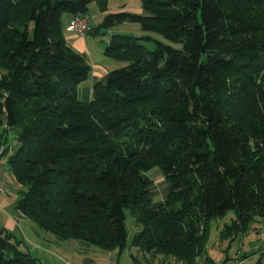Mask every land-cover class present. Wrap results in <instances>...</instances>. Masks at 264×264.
I'll return each mask as SVG.
<instances>
[{"label":"trees","instance_id":"1","mask_svg":"<svg viewBox=\"0 0 264 264\" xmlns=\"http://www.w3.org/2000/svg\"><path fill=\"white\" fill-rule=\"evenodd\" d=\"M140 1L141 13L104 15L99 27L143 34H111L104 55L125 64L82 102L91 66L67 44L64 17L89 19L107 0H0V144L22 187L15 210L81 249L212 264L209 222L234 213L224 239L264 221V0ZM126 210L139 228L130 241ZM22 242L0 227V264H38Z\"/></svg>","mask_w":264,"mask_h":264},{"label":"rangeland","instance_id":"2","mask_svg":"<svg viewBox=\"0 0 264 264\" xmlns=\"http://www.w3.org/2000/svg\"><path fill=\"white\" fill-rule=\"evenodd\" d=\"M141 9V1L140 0H107L105 10L101 12V16L97 17V12H100L97 5L95 3H91L89 5V11L88 15L89 17H92V24L94 26H98L101 24L102 19L105 14L108 13H117L121 11H130V12H138V10ZM123 26V25H117V27H111V28H103L99 27V31L95 33L89 34V42L91 50L96 51L99 50L98 42L100 40L106 42L103 45V49L101 50V55L104 57V50L107 45V39L109 36H111L112 33H130L134 35H140L143 34L140 30V27L138 24H129ZM88 34V33H87ZM160 40L168 43L161 37H158ZM101 44V43H100ZM150 48H152V45H149ZM112 62H117L119 66L124 65L125 62L121 61H115L113 59H110ZM116 63V64H117ZM12 138H14L16 135L14 132H10ZM9 143H11L9 141ZM4 157V156H3ZM2 157V159H3ZM1 165L5 170L4 172V179H5V191L0 193L1 196H18V191L22 189L21 185H18L16 181L14 180V177L12 173L9 171L8 165L2 162ZM11 174V175H10ZM146 175L154 180L156 189L160 190V192H155L152 194L154 201H157V199L160 198L162 194V190L164 189V186L166 185V182L164 181V178L162 174L159 172L157 167H152L146 172ZM10 176L12 178H10ZM18 190V191H17ZM126 219H125V227L128 231L129 237L128 240L132 238L134 233H136L139 228H137L134 217L132 216L131 212L129 210H126ZM234 218V213L232 211H228L226 215H224L221 218H217L209 222L208 225V236L206 237V248H205V255L208 256L212 264H228L230 261V257L234 254H237L238 257L244 261L243 264H264V221L255 219L252 221L246 232L244 233H238L233 238H220L221 231L225 228V225H230L232 222V219ZM42 231V230H41ZM44 232V231H42ZM49 236H52L50 233H47ZM63 246H51V252L50 253H41L40 256L37 254V252L32 251V247H30L31 255L35 258H37L38 264H52L55 262L53 251L54 249L66 252L69 251V245L68 243L63 242ZM66 244V245H65ZM76 245V244H75ZM78 246V245H77ZM22 250L24 248H21ZM68 249V250H67ZM245 255V256H243ZM143 256H147V259ZM138 259L140 262L137 264H180L177 263L173 258H164L161 255H158L157 257L153 258L150 254L142 255L141 251L137 250L134 247H127L120 258L121 264H129L132 262V258ZM204 256L199 257L198 264H204L203 263ZM128 261V263L126 262ZM205 264H209L206 262Z\"/></svg>","mask_w":264,"mask_h":264},{"label":"crops","instance_id":"3","mask_svg":"<svg viewBox=\"0 0 264 264\" xmlns=\"http://www.w3.org/2000/svg\"><path fill=\"white\" fill-rule=\"evenodd\" d=\"M141 9L135 13H141ZM101 16V12H97V17ZM64 30L63 34L67 44L75 51L80 53L84 56L87 63L91 66V76L81 82L77 87V95L80 101L88 102L92 96V90L95 84L102 79L106 73L119 66L117 62H112L106 55L103 57L101 54V50L103 49L104 41L100 40L98 42L99 50L96 51L91 50L89 42V32L85 36H79L75 33L69 32L66 30V25L68 22L69 17H64ZM92 28L96 27L92 24V17L90 16L88 19ZM126 26L127 23L120 24V26ZM117 27V26H114ZM124 33V32H121ZM113 34V33H112ZM110 38V36H109ZM107 39V42L109 40ZM101 43V44H100ZM117 63V64H116ZM7 145L9 146L8 154L13 153L17 147V143L15 137L12 138L11 133L8 134L7 137ZM9 141L11 143H9ZM5 163V156L3 159H0V184L5 188V179H4V172L5 168L1 165ZM7 165V164H6ZM10 171V169H9ZM11 173V171H10ZM11 175V174H10ZM10 178H12L10 176ZM15 180V179H14ZM18 184V183H17ZM19 185V184H18ZM6 190V189H5ZM18 191V190H17ZM19 192V191H18ZM155 192H160V190L156 189ZM18 196H1L0 194V227L4 228L8 232L12 233L17 239L22 240L21 248L23 250L28 251L30 254V247H32V251L37 252L40 256L42 253H50L51 246H63V242L68 243L70 246L68 249L69 251L62 252L59 250L53 251L54 261L52 264H94L98 261H110L112 264H121L120 258L122 256V252L118 251H105L98 248H88V249H81L77 246V243L72 240L67 241H59L57 240L52 234L49 236L47 232H42L40 229L36 227L34 222L22 215L21 213L15 210L16 201L19 198ZM162 199V194L157 201ZM76 244V245H75ZM66 245V244H65ZM67 249V250H68ZM147 259V257H145ZM128 263V261H126ZM140 261L136 258H132V262L129 264H137ZM51 264V263H50ZM147 264V263H146Z\"/></svg>","mask_w":264,"mask_h":264},{"label":"built area","instance_id":"4","mask_svg":"<svg viewBox=\"0 0 264 264\" xmlns=\"http://www.w3.org/2000/svg\"><path fill=\"white\" fill-rule=\"evenodd\" d=\"M66 30L75 33L79 36H85L91 30V25L88 19L80 16L72 17L66 25ZM5 149L4 144H0V159L1 155ZM5 188L0 184V193L4 192ZM244 261L241 260L237 254L230 257L228 264H243ZM94 264H112L110 261H98Z\"/></svg>","mask_w":264,"mask_h":264}]
</instances>
